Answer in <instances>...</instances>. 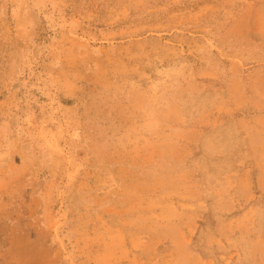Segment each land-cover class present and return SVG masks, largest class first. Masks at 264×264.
<instances>
[{
  "label": "rangeland",
  "instance_id": "1",
  "mask_svg": "<svg viewBox=\"0 0 264 264\" xmlns=\"http://www.w3.org/2000/svg\"><path fill=\"white\" fill-rule=\"evenodd\" d=\"M0 264H264V0H0Z\"/></svg>",
  "mask_w": 264,
  "mask_h": 264
}]
</instances>
